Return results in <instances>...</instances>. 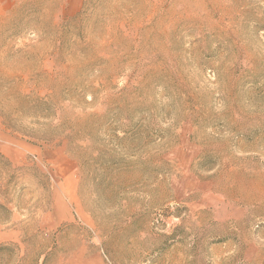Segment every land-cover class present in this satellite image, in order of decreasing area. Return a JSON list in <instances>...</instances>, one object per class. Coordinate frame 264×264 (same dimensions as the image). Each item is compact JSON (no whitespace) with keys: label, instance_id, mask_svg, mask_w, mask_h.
<instances>
[{"label":"rangeland","instance_id":"1","mask_svg":"<svg viewBox=\"0 0 264 264\" xmlns=\"http://www.w3.org/2000/svg\"><path fill=\"white\" fill-rule=\"evenodd\" d=\"M0 264H264V0H0Z\"/></svg>","mask_w":264,"mask_h":264},{"label":"trees","instance_id":"2","mask_svg":"<svg viewBox=\"0 0 264 264\" xmlns=\"http://www.w3.org/2000/svg\"><path fill=\"white\" fill-rule=\"evenodd\" d=\"M78 16H76V17H73L72 19H71V21H76L78 18H77Z\"/></svg>","mask_w":264,"mask_h":264}]
</instances>
